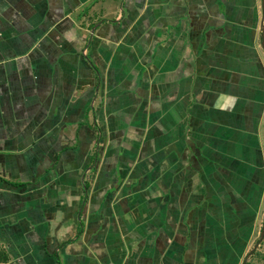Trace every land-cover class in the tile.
<instances>
[{
	"label": "crops",
	"instance_id": "crops-1",
	"mask_svg": "<svg viewBox=\"0 0 264 264\" xmlns=\"http://www.w3.org/2000/svg\"><path fill=\"white\" fill-rule=\"evenodd\" d=\"M263 18L0 0V264H238L264 190Z\"/></svg>",
	"mask_w": 264,
	"mask_h": 264
},
{
	"label": "rangeland",
	"instance_id": "rangeland-1",
	"mask_svg": "<svg viewBox=\"0 0 264 264\" xmlns=\"http://www.w3.org/2000/svg\"><path fill=\"white\" fill-rule=\"evenodd\" d=\"M263 28H264V18H263ZM251 177V175H250ZM258 177V176H255ZM264 176H260L259 179H262ZM264 183V181H263ZM257 191H252L250 190V195L254 193V196L256 195V210L255 212V222H254V228L253 232L251 235V238H249L244 247L241 248L242 252L240 253L239 259H238V264H241L242 259L250 250L256 240L261 236L262 234V239L258 243V245L253 249V252L247 256V261L246 264H264V225H263V217H264V190L263 192H259V187H256ZM263 232V233H262Z\"/></svg>",
	"mask_w": 264,
	"mask_h": 264
},
{
	"label": "water",
	"instance_id": "water-1",
	"mask_svg": "<svg viewBox=\"0 0 264 264\" xmlns=\"http://www.w3.org/2000/svg\"><path fill=\"white\" fill-rule=\"evenodd\" d=\"M263 225H264V217H263ZM263 233V232H262ZM262 239V234L261 236L256 240V242L254 243L253 247L248 250V252L246 253V255L244 256V258L242 259L241 264H246L247 261V256L250 255L253 252V249L258 245V243L260 242V240Z\"/></svg>",
	"mask_w": 264,
	"mask_h": 264
}]
</instances>
